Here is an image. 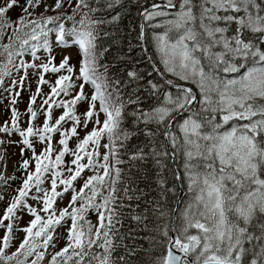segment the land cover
Masks as SVG:
<instances>
[{"label": "snow or ice", "instance_id": "snow-or-ice-1", "mask_svg": "<svg viewBox=\"0 0 264 264\" xmlns=\"http://www.w3.org/2000/svg\"><path fill=\"white\" fill-rule=\"evenodd\" d=\"M0 109V264H264V0H0Z\"/></svg>", "mask_w": 264, "mask_h": 264}, {"label": "rangeland", "instance_id": "rangeland-1", "mask_svg": "<svg viewBox=\"0 0 264 264\" xmlns=\"http://www.w3.org/2000/svg\"><path fill=\"white\" fill-rule=\"evenodd\" d=\"M13 15H15V13H13ZM35 86L33 85V90H34ZM27 97V93L24 94V99H26ZM21 107L23 108V104H21ZM4 117H3V111L2 109H0V120H2ZM67 160H70L71 157H67L66 158ZM12 168H11V164L9 165V172H11ZM19 182H17L18 184ZM16 185H13V187H15ZM45 187H47V185H45ZM29 203H32V201H29ZM62 206V205H61ZM3 208V205H0V209Z\"/></svg>", "mask_w": 264, "mask_h": 264}]
</instances>
